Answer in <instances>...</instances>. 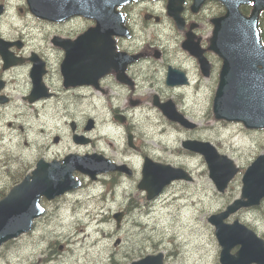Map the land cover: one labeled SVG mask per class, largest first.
I'll list each match as a JSON object with an SVG mask.
<instances>
[{"label": "rangeland", "instance_id": "1", "mask_svg": "<svg viewBox=\"0 0 264 264\" xmlns=\"http://www.w3.org/2000/svg\"><path fill=\"white\" fill-rule=\"evenodd\" d=\"M71 22L75 28H85L91 23L85 19ZM36 25L30 21L27 31ZM45 32L44 41L50 45L49 31ZM50 56L48 78L57 95L27 105L18 95L25 90L26 75L18 72L14 75L22 76L24 80H18L19 88L12 85L13 102L0 108V197L1 192L5 194L30 172L40 157L59 159L67 153L83 154L101 148L106 149L109 157L127 159L128 155L121 154L125 150L126 130L113 119V107L124 110L123 113L129 116V127L134 123L140 125L148 154L168 159L170 165L188 171L193 180L173 181L154 199L147 200L134 179H125L123 188L113 192L105 190L106 186L102 184L110 174H103L91 182L75 173L84 184L55 200L41 198L46 212L36 219L31 231L0 246V264H125L140 254L154 251L166 253L177 264H219L220 247L207 217L239 196L241 173L223 193L218 192L208 176L203 157L183 149L181 141L187 138L209 141L244 169L258 154L264 153V129L248 130L240 122L214 119L211 102L217 83L218 58L211 53L214 63L211 77L184 90L178 104L180 111L197 124L195 129L188 130L167 122L151 102L154 91L167 95L169 89L144 83L134 93L141 98L138 106L128 103L130 91L120 89L116 92L121 95L111 101L99 94L79 99L72 91L61 88L54 68L56 56ZM174 93L177 94L175 90ZM88 117L94 118L96 125L86 134L92 138L98 136L99 140L76 144L71 139L69 121L74 119L84 125ZM162 126L170 127L164 130L170 135L147 139L151 143L149 148L145 142L146 133L158 132ZM55 135L59 136L57 143L52 140ZM126 195L137 208L123 215L120 227L116 228L112 214L126 205ZM234 218L264 238V200L257 207L244 208L230 215L226 221ZM117 239L119 243L114 245ZM59 244L61 249H58Z\"/></svg>", "mask_w": 264, "mask_h": 264}, {"label": "water", "instance_id": "2", "mask_svg": "<svg viewBox=\"0 0 264 264\" xmlns=\"http://www.w3.org/2000/svg\"><path fill=\"white\" fill-rule=\"evenodd\" d=\"M137 0H35L30 11L41 18L62 20L71 15H81L94 19L95 24L88 27L75 39L55 40L66 52L62 64L64 85L97 84L103 74L117 69L112 61L114 50L113 36L125 35L123 14L117 6ZM203 0H194L193 6ZM226 13L212 20L213 35L209 49L218 54L223 64L220 70L217 88L212 100V111L216 119L241 121L247 128L264 127V46L258 30V14L264 9V0H219ZM238 1V2H237ZM252 2L250 16L242 15L239 4ZM182 0H167L170 15L178 16ZM1 12V8H0ZM181 21V20H176ZM33 69L32 73L35 74ZM172 75L169 74L168 78ZM171 84L174 82L169 81ZM45 93L43 85L33 77V87L28 96L29 102ZM161 111L172 121L186 128L194 124L180 114L172 102L157 103ZM116 118H119L116 116ZM93 126L89 119L85 129ZM74 130V123H71ZM131 138L129 137V140ZM58 137L54 138L57 141ZM76 143H87L89 138L74 134ZM185 149L199 152L204 156L209 176L218 191H224L228 181L238 168L227 156L219 154L209 142L188 139L182 142ZM124 166H115L98 154L79 156L68 154L61 161H37L35 168L21 182L11 187L0 199V245L8 239L29 231L32 221L44 208L39 198L52 199L79 186L74 178L78 171L91 179L99 172L120 170ZM173 179L190 180V175L180 167L161 164L146 159L142 166V178L139 189L146 191L147 198L157 195L164 185ZM264 196V153L258 155L247 167L242 176L240 198L229 204L225 211L211 215L208 220L215 226V235L221 246V264H264V242L252 230L234 220L224 219L240 207L256 205ZM116 226L120 224L122 212L114 213ZM118 242V241H117ZM239 245L235 253L232 247ZM130 264H162V254L147 255Z\"/></svg>", "mask_w": 264, "mask_h": 264}, {"label": "flooded vegetation", "instance_id": "3", "mask_svg": "<svg viewBox=\"0 0 264 264\" xmlns=\"http://www.w3.org/2000/svg\"><path fill=\"white\" fill-rule=\"evenodd\" d=\"M165 0L149 1L143 0L138 2H131L119 7V10L124 14L125 25L130 31L129 36L116 37L115 46L112 53V61L117 69H112L109 73L103 75L97 81V85H81L74 87H65L63 85L62 75L60 68L58 70L57 63L62 62L65 58V50L63 48L57 49L51 44L52 36L59 35L64 38H75L80 35L88 27L93 26L94 23L91 21L90 25L85 28H75L71 22L73 20H82L80 17H74L66 19L62 22H52L47 20H32L31 22L41 25L36 28L37 33L35 38L31 37L30 34L33 31V27H30L27 31L29 21L34 18L29 11L26 0H0L3 14L0 17V39L8 40L11 35L18 34L14 40H21L22 46L18 48H12V51L23 58H28L32 53H36L37 56L42 59L45 63V72L42 75V81L48 87L50 95L44 98L42 101H47L57 95L56 89L52 86V82L48 78V73L51 68V63L48 59V55L54 54L56 56V65L54 68L58 73V79L61 84V88L64 91H72L78 98H84L88 95L99 94L104 99L113 100L118 98L121 93L116 92V89L121 91H130L127 101L131 106H138L141 102L139 96L134 95L135 91L142 87L144 83H147L150 87L158 89H169L170 93L164 95L161 91H154L152 93L151 102L157 101L163 103L170 101L178 110V104L181 102V97L184 95V90L195 86V84H201L208 78L204 77L200 73L193 74L191 76L189 67L184 66V63L188 57L187 53L181 48L182 41L186 38L187 33L192 32L196 34L201 41L200 30L203 26L204 20H211V18L219 16L223 13L224 7L221 3L216 1H206L203 5L199 6L198 9H194L192 6V0H183V9L181 12L184 23L179 28L175 23L174 19L166 15ZM245 10L250 9V5H244ZM5 20L8 24L7 30L12 32H4L2 30V22ZM49 31L50 45L44 41L46 32ZM27 31V32H26ZM32 35V34H31ZM39 35V36H38ZM171 36L179 38L178 41L173 42ZM1 43V40H0ZM201 43V42H200ZM34 61L32 58L31 62ZM195 61V60H194ZM31 63L27 60L24 61L23 65H12L6 69L2 68V60L0 58V80L4 82V86L0 90V95L8 102L12 99V81L13 73L20 71L25 72V91L28 93L31 89V83L29 80V70ZM171 72L174 77V82L184 79L186 76L187 80L184 84L179 82L175 86H168L167 74ZM210 74V73H209ZM181 84V85H180ZM198 88V87H196ZM174 90L177 92L174 93ZM29 104L28 101L26 102ZM113 112L123 113L124 110H119L116 107L112 108ZM124 114V113H123ZM163 115V114H162ZM116 115H113V119ZM121 122L117 123L120 126L125 127V150L121 152L122 155L129 157L127 159H116L107 156L106 149H97L91 152L100 153L108 157L112 163L117 165L124 164L126 167L123 170L110 171V178L103 180L102 184L105 190L111 189L113 192L123 188V182L127 178H131L138 182L142 175V166L146 159H150L154 162L161 164H169L168 159L155 157L147 153V149L142 142V131L138 123L129 127L128 120L129 116L124 114ZM167 122L174 123L168 118ZM74 120V119H71ZM76 122V121H75ZM158 132L150 131L146 133V144L150 148L149 138L159 139L163 136L170 135V132L164 130L170 129V127L162 126ZM75 130L78 133H84V125L76 122ZM86 133V132H85ZM128 137L131 139L128 140ZM92 138V137H91ZM95 141L98 142L99 138L96 136L91 139L90 143ZM89 143V144H90ZM90 153V152H86ZM85 154V153H83ZM107 174V173H106ZM98 176L95 180L99 179ZM92 180V181H95ZM178 181V180H173ZM170 181V184L173 183ZM169 185V184H168ZM163 191V190H162ZM161 191V192H162ZM127 203L123 207L124 215L129 214L135 208L137 204L126 195ZM256 231V230H255ZM256 233L260 235L257 231ZM261 236V235H260ZM165 264H176L173 260L165 257Z\"/></svg>", "mask_w": 264, "mask_h": 264}, {"label": "bare ground", "instance_id": "4", "mask_svg": "<svg viewBox=\"0 0 264 264\" xmlns=\"http://www.w3.org/2000/svg\"><path fill=\"white\" fill-rule=\"evenodd\" d=\"M113 39V41L116 39V38H112ZM171 40L173 41V42H176V41H178L179 40V38H177V37H175V36H171ZM211 107H212V105H211ZM82 229V228H81ZM83 230V229H82Z\"/></svg>", "mask_w": 264, "mask_h": 264}, {"label": "trees", "instance_id": "5", "mask_svg": "<svg viewBox=\"0 0 264 264\" xmlns=\"http://www.w3.org/2000/svg\"><path fill=\"white\" fill-rule=\"evenodd\" d=\"M4 194V192H1V195H3Z\"/></svg>", "mask_w": 264, "mask_h": 264}]
</instances>
